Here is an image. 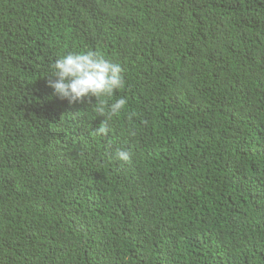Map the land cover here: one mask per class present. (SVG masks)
Returning a JSON list of instances; mask_svg holds the SVG:
<instances>
[{"label":"trees","instance_id":"16d2710c","mask_svg":"<svg viewBox=\"0 0 264 264\" xmlns=\"http://www.w3.org/2000/svg\"><path fill=\"white\" fill-rule=\"evenodd\" d=\"M86 50L106 135L48 84ZM0 264H264V0H0Z\"/></svg>","mask_w":264,"mask_h":264},{"label":"clouds","instance_id":"9594fccd","mask_svg":"<svg viewBox=\"0 0 264 264\" xmlns=\"http://www.w3.org/2000/svg\"><path fill=\"white\" fill-rule=\"evenodd\" d=\"M123 67L98 53L95 50L68 52L58 57L51 64L48 79L54 94L69 102H76L86 97H95V110L106 119L97 128L99 134L106 135L109 131L108 120L118 116L126 107L127 99L120 97L112 100L113 94L124 87ZM51 77H54L52 79ZM135 113L129 114V119ZM116 159L130 162L129 151L119 149Z\"/></svg>","mask_w":264,"mask_h":264}]
</instances>
